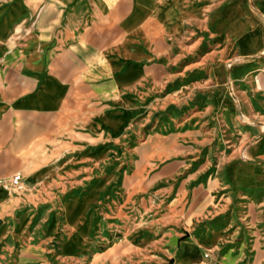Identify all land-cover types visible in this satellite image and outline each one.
Masks as SVG:
<instances>
[{"label":"rangeland","instance_id":"rangeland-1","mask_svg":"<svg viewBox=\"0 0 264 264\" xmlns=\"http://www.w3.org/2000/svg\"><path fill=\"white\" fill-rule=\"evenodd\" d=\"M108 25L97 30L91 59L85 56L83 68L67 78L71 92L62 108L43 116L45 137L20 158L22 171L1 180L0 196L9 200L0 205V264H124L121 239L129 230L163 234L166 243L227 221L238 231L233 242L256 229L254 215L264 214V185L254 186L264 184L261 174L245 164L235 172L241 162L264 168V158L246 159L242 144L227 137L220 63L200 59L206 47L191 45L193 37L175 46L147 24L126 37L116 30L112 39L103 35ZM48 164L46 179L23 185V179L34 183L44 170L29 173ZM14 175L20 177L16 186ZM92 185L99 187L89 210L91 249L84 260L61 256L58 246L68 253L76 244L69 237L59 245L73 233L61 211L72 231L81 216L79 200L65 201ZM220 235L213 230L196 242L209 251Z\"/></svg>","mask_w":264,"mask_h":264},{"label":"crops","instance_id":"crops-1","mask_svg":"<svg viewBox=\"0 0 264 264\" xmlns=\"http://www.w3.org/2000/svg\"><path fill=\"white\" fill-rule=\"evenodd\" d=\"M105 21L109 25L103 26V35L111 33L112 39L116 30L126 37L148 24L162 42L177 46L181 39L193 37L191 45L204 44L200 59L214 57L224 73L228 95L221 100V120L227 137L242 144L246 159L264 158V0H0V185L15 169L22 171L20 158L45 137L43 116L64 105L71 92L67 78L83 68L85 56L91 59L92 47L99 46L101 38L97 30ZM241 164L264 180L263 167L241 162L235 172ZM40 170L44 172L34 183L23 179V185L43 181L52 167L44 165L29 174ZM98 187L92 185L65 201L79 200L81 216L72 231L61 211L63 225L73 233L59 245L76 238L68 253L58 246L61 256L84 260L91 249L94 223L89 210ZM7 200L9 194L0 196V205ZM252 221L256 229L233 242L238 231L229 230L227 221L224 227L204 225L193 236L182 241L173 236L166 243L163 234L152 238L145 230H129L119 238L127 244L124 264H264V214L254 215ZM213 230L221 235L207 251L196 239L210 237ZM184 247L189 255L183 257Z\"/></svg>","mask_w":264,"mask_h":264},{"label":"built area","instance_id":"built-area-1","mask_svg":"<svg viewBox=\"0 0 264 264\" xmlns=\"http://www.w3.org/2000/svg\"><path fill=\"white\" fill-rule=\"evenodd\" d=\"M19 181H20V177H19V175H14L13 177H12V179H11V183L13 184V185H18V183H19Z\"/></svg>","mask_w":264,"mask_h":264}]
</instances>
